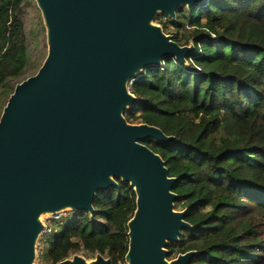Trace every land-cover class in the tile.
Wrapping results in <instances>:
<instances>
[{
  "label": "water",
  "instance_id": "1",
  "mask_svg": "<svg viewBox=\"0 0 264 264\" xmlns=\"http://www.w3.org/2000/svg\"><path fill=\"white\" fill-rule=\"evenodd\" d=\"M207 0H35L48 54L18 83L0 117V264H37L45 218L96 212L98 192L130 184L136 210L128 222L126 264H190L198 251L169 257L187 210H176L177 177L144 141L177 142L154 125L128 122L139 98L129 84L166 58L188 65L193 39L181 45L155 23L177 20ZM57 264H112L101 253Z\"/></svg>",
  "mask_w": 264,
  "mask_h": 264
},
{
  "label": "trees",
  "instance_id": "2",
  "mask_svg": "<svg viewBox=\"0 0 264 264\" xmlns=\"http://www.w3.org/2000/svg\"><path fill=\"white\" fill-rule=\"evenodd\" d=\"M26 3L0 0V117L31 76ZM189 11V37L173 36L181 45L193 39L189 64L169 57L136 77L129 88L139 100L125 116L178 139L144 141L178 178L175 206L194 226L169 243V257L195 250L190 264H264V0H207ZM179 14L158 24L184 28ZM94 208L74 212L49 262L85 252L126 264L135 190L119 180L98 192Z\"/></svg>",
  "mask_w": 264,
  "mask_h": 264
},
{
  "label": "rangeland",
  "instance_id": "3",
  "mask_svg": "<svg viewBox=\"0 0 264 264\" xmlns=\"http://www.w3.org/2000/svg\"><path fill=\"white\" fill-rule=\"evenodd\" d=\"M182 15L179 16V21L185 25L184 28H178L176 26L169 25L165 32L167 34L178 36L180 39L184 36L187 39L190 35L189 32V18L190 11L188 10L187 5L180 7ZM24 11L26 14V30L27 36L29 39V52L31 57V64L28 74L33 75L36 71L37 67L41 65L48 54V44H47V32L46 27L44 25L42 13L38 8L35 1H27L24 6ZM158 18L155 20V23L158 24L159 20H163L164 22H168V16L160 13ZM138 124V123H133ZM176 210H180V207H175ZM74 216V211L67 210L65 214L59 220H53V225L56 229L53 233L47 234L43 237L41 244L39 246V258L44 264H52L47 260V253L52 246V244L56 241L58 235L65 229V227L70 222L71 218ZM86 257L88 260H92L96 255H89L85 252L77 253Z\"/></svg>",
  "mask_w": 264,
  "mask_h": 264
},
{
  "label": "built area",
  "instance_id": "4",
  "mask_svg": "<svg viewBox=\"0 0 264 264\" xmlns=\"http://www.w3.org/2000/svg\"><path fill=\"white\" fill-rule=\"evenodd\" d=\"M27 1H35V0H27ZM65 214V212H61V213H55L53 215H50L49 217L45 218V229L39 239L38 245H37V249H38V259H37V264H44L41 262L40 258H39V246L41 244V241L43 239V237L47 234L53 233L54 231H56L54 225H53V220H59L63 215Z\"/></svg>",
  "mask_w": 264,
  "mask_h": 264
}]
</instances>
